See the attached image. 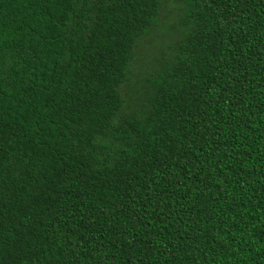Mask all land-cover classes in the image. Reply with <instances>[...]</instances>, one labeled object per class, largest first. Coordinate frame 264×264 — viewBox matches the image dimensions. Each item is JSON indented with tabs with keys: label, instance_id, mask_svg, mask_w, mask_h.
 I'll return each instance as SVG.
<instances>
[{
	"label": "trees",
	"instance_id": "trees-1",
	"mask_svg": "<svg viewBox=\"0 0 264 264\" xmlns=\"http://www.w3.org/2000/svg\"><path fill=\"white\" fill-rule=\"evenodd\" d=\"M177 2L127 111L163 0H0V264H264V0Z\"/></svg>",
	"mask_w": 264,
	"mask_h": 264
},
{
	"label": "rangeland",
	"instance_id": "rangeland-1",
	"mask_svg": "<svg viewBox=\"0 0 264 264\" xmlns=\"http://www.w3.org/2000/svg\"><path fill=\"white\" fill-rule=\"evenodd\" d=\"M178 15L177 0H163L158 25L137 44L128 82L122 85L123 88L121 86L127 111L138 108L145 100L142 88L144 82L140 83V81H144L164 57L169 58L170 46L180 36L176 27Z\"/></svg>",
	"mask_w": 264,
	"mask_h": 264
}]
</instances>
